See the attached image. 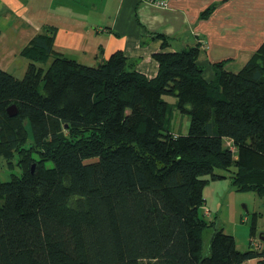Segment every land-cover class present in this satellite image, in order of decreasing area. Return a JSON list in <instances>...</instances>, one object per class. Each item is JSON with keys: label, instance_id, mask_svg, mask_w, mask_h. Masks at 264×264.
<instances>
[{"label": "trees", "instance_id": "1", "mask_svg": "<svg viewBox=\"0 0 264 264\" xmlns=\"http://www.w3.org/2000/svg\"><path fill=\"white\" fill-rule=\"evenodd\" d=\"M54 37L22 49L23 77L0 68V264H264L200 213L210 181L264 197V41L207 81L198 45L154 53L149 78L121 49L89 65Z\"/></svg>", "mask_w": 264, "mask_h": 264}, {"label": "crops", "instance_id": "2", "mask_svg": "<svg viewBox=\"0 0 264 264\" xmlns=\"http://www.w3.org/2000/svg\"><path fill=\"white\" fill-rule=\"evenodd\" d=\"M52 31L54 48L70 58L97 65L121 49L149 78L159 69L154 53L198 45L211 81L214 62L238 70L263 43L264 0H168L167 7L149 0H0V68L15 75L23 66L25 74L30 60L22 49ZM211 182L217 185H206V199Z\"/></svg>", "mask_w": 264, "mask_h": 264}, {"label": "rangeland", "instance_id": "3", "mask_svg": "<svg viewBox=\"0 0 264 264\" xmlns=\"http://www.w3.org/2000/svg\"><path fill=\"white\" fill-rule=\"evenodd\" d=\"M47 66V64H45ZM22 66L20 69H23ZM16 70L15 75L23 77V72ZM21 73V74H20ZM168 98V97H166ZM169 101L173 102L174 98ZM183 117V118H182ZM172 126L179 129L181 126L183 132L188 131L189 117L176 113ZM15 170L18 167L14 165ZM0 177L2 180L11 179L10 171L0 166ZM217 183L216 187H212V182L207 187V208L200 209L201 214H205L206 210L210 212L206 216L208 219H216L218 223L223 225L227 233L236 236L238 248L245 249L249 243L257 244L256 248L264 249V197L254 188L245 190L237 189L230 177L223 180L213 181ZM209 230L204 233V243H209ZM144 264L146 261H143ZM240 264H258L257 258L242 261Z\"/></svg>", "mask_w": 264, "mask_h": 264}, {"label": "water", "instance_id": "4", "mask_svg": "<svg viewBox=\"0 0 264 264\" xmlns=\"http://www.w3.org/2000/svg\"><path fill=\"white\" fill-rule=\"evenodd\" d=\"M7 111L9 115L14 116L18 113V107L15 103L8 106ZM264 238V236H262Z\"/></svg>", "mask_w": 264, "mask_h": 264}, {"label": "built area", "instance_id": "5", "mask_svg": "<svg viewBox=\"0 0 264 264\" xmlns=\"http://www.w3.org/2000/svg\"><path fill=\"white\" fill-rule=\"evenodd\" d=\"M153 5L159 6V7H167L168 6V0H149Z\"/></svg>", "mask_w": 264, "mask_h": 264}]
</instances>
